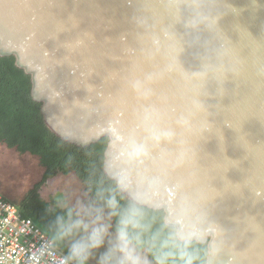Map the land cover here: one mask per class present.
I'll return each instance as SVG.
<instances>
[{"label":"water","instance_id":"obj_1","mask_svg":"<svg viewBox=\"0 0 264 264\" xmlns=\"http://www.w3.org/2000/svg\"><path fill=\"white\" fill-rule=\"evenodd\" d=\"M44 128L202 264H264V0H0Z\"/></svg>","mask_w":264,"mask_h":264},{"label":"trees","instance_id":"obj_2","mask_svg":"<svg viewBox=\"0 0 264 264\" xmlns=\"http://www.w3.org/2000/svg\"><path fill=\"white\" fill-rule=\"evenodd\" d=\"M27 78L12 62L0 59V143L20 154L39 159L45 169L41 182L18 202L23 216L49 235L66 252V246L56 239V221L66 208L52 205L40 196L42 185L58 174L75 177L85 186L86 204L106 206L115 201L117 212L129 209L102 174L99 164L100 148L76 150L57 141L43 126L39 114L29 99ZM118 217H112L115 226ZM161 216L142 213L138 232L142 251L155 264H202L203 252L177 248L172 243V229L161 225Z\"/></svg>","mask_w":264,"mask_h":264},{"label":"clouds","instance_id":"obj_3","mask_svg":"<svg viewBox=\"0 0 264 264\" xmlns=\"http://www.w3.org/2000/svg\"><path fill=\"white\" fill-rule=\"evenodd\" d=\"M141 216L135 205L118 213L115 201L66 206L55 225L56 239L66 246L58 264H148L138 232Z\"/></svg>","mask_w":264,"mask_h":264},{"label":"rangeland","instance_id":"obj_4","mask_svg":"<svg viewBox=\"0 0 264 264\" xmlns=\"http://www.w3.org/2000/svg\"><path fill=\"white\" fill-rule=\"evenodd\" d=\"M44 172L45 169L37 157L28 153L20 154L0 143V193L8 199L15 203L23 200L41 182ZM40 196L52 205L62 208L78 203L86 204L88 200L85 186L73 174H58L49 179L42 185ZM142 252L148 264H155L146 251Z\"/></svg>","mask_w":264,"mask_h":264},{"label":"built area","instance_id":"obj_5","mask_svg":"<svg viewBox=\"0 0 264 264\" xmlns=\"http://www.w3.org/2000/svg\"><path fill=\"white\" fill-rule=\"evenodd\" d=\"M19 206L0 193V264H58L64 254Z\"/></svg>","mask_w":264,"mask_h":264}]
</instances>
